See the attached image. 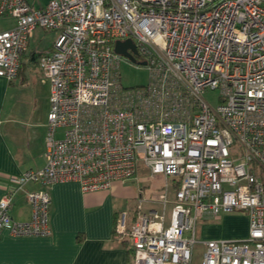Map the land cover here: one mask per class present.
<instances>
[{
    "label": "built area",
    "instance_id": "obj_1",
    "mask_svg": "<svg viewBox=\"0 0 264 264\" xmlns=\"http://www.w3.org/2000/svg\"><path fill=\"white\" fill-rule=\"evenodd\" d=\"M1 15L15 19L0 32L8 81L37 28L56 37L37 54L50 85L45 164L12 179L0 231L49 234L46 189L25 191L28 220L10 213L27 182L108 190L141 164L165 182L156 198L140 195L131 222L117 218L133 264H191L196 242L200 264H264V0H0ZM127 38L135 61L114 51ZM123 60L145 61L148 82L123 87ZM206 88L219 90L220 103L203 97ZM236 210L248 216L244 237L196 239L199 218Z\"/></svg>",
    "mask_w": 264,
    "mask_h": 264
},
{
    "label": "crops",
    "instance_id": "obj_2",
    "mask_svg": "<svg viewBox=\"0 0 264 264\" xmlns=\"http://www.w3.org/2000/svg\"><path fill=\"white\" fill-rule=\"evenodd\" d=\"M27 1L41 7L48 0L37 3L33 0ZM3 30L0 29V32ZM33 35L21 56L16 78L8 81L0 76V198L7 188L13 186V178L45 164L50 85L39 68L37 54L52 46L56 32L50 44L42 49H30ZM27 66L29 72H26ZM38 69L42 76L37 74ZM162 180L164 184L165 179ZM116 182L118 181L108 190L85 193L75 181L56 182L46 187L34 182L25 183L21 189L15 191L11 215L16 220H28L31 207L25 191L44 188L50 195V232L43 236L13 235L6 229L1 230L0 264H133L131 240L116 232V223L122 212L126 213V223L131 222L138 200L130 212L126 211L116 201L120 188L115 185ZM168 184L169 195L172 197L173 180L169 179ZM138 194L144 196V187H139ZM149 206L150 203L143 202L144 208ZM232 216L237 217L220 215L227 225ZM245 225L246 235L248 221ZM219 229L223 230L218 227L211 233H203L199 240L245 236H240L239 231L230 225L228 236H220Z\"/></svg>",
    "mask_w": 264,
    "mask_h": 264
},
{
    "label": "rangeland",
    "instance_id": "obj_3",
    "mask_svg": "<svg viewBox=\"0 0 264 264\" xmlns=\"http://www.w3.org/2000/svg\"><path fill=\"white\" fill-rule=\"evenodd\" d=\"M34 3H37L41 0H33ZM32 1V2H33ZM15 23V19L9 15H1L0 16V29H8L13 26ZM34 37L32 38V43L29 45L30 49L37 47L38 49H42L47 44H50V41L55 36L54 31H43L42 29H36L34 32ZM38 43V44H37ZM37 69V68H36ZM39 70V69H38ZM28 71V66L26 69ZM40 72V70H39ZM37 71V74H41ZM120 83L123 87H136L145 85L148 82V69L145 66H137L133 63H129L127 61H121L120 67ZM203 97L212 105H217L221 101V97L218 89L206 88L203 91ZM155 176V177H154ZM152 177H149L148 172L145 171L144 167L139 164L137 173L135 174V178L133 180H125L118 181L115 185H119V194H117L116 201H119V205H123V208L126 211L130 212L133 209L138 197L139 187H144V196L145 198L154 197L158 191L161 189L163 184V177L161 174H156ZM114 190V189H113ZM226 215H235L237 217L229 218L228 225L223 221L222 217H211V218H199L196 224V234L195 237L199 240V237L203 235V233H211L215 231L218 227L223 228L219 229L221 236H228V228L229 225L231 228H235L239 231L240 236L245 235L246 231V223L248 221V216L244 211H230L224 213ZM247 218V221L245 219ZM233 229V230H235ZM248 229V226H247ZM203 252V245L199 242L194 243L192 248V259L191 264H200L201 257Z\"/></svg>",
    "mask_w": 264,
    "mask_h": 264
},
{
    "label": "water",
    "instance_id": "obj_4",
    "mask_svg": "<svg viewBox=\"0 0 264 264\" xmlns=\"http://www.w3.org/2000/svg\"><path fill=\"white\" fill-rule=\"evenodd\" d=\"M128 49H130L131 52H129ZM114 51L131 61H135V57L133 54H137V50L135 47V43L131 38H127L123 41L117 40L114 44ZM139 63L144 65L145 61H141Z\"/></svg>",
    "mask_w": 264,
    "mask_h": 264
}]
</instances>
